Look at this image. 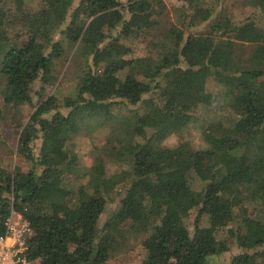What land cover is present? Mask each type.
<instances>
[{
  "label": "trees",
  "instance_id": "obj_1",
  "mask_svg": "<svg viewBox=\"0 0 264 264\" xmlns=\"http://www.w3.org/2000/svg\"><path fill=\"white\" fill-rule=\"evenodd\" d=\"M175 1L170 22L163 0H0V138L8 116L29 114L18 164L0 166V236L20 213L33 264H108L128 251L115 230L141 239V264H207L232 246L230 264H264V0L256 15L224 0ZM130 40L143 57L130 58ZM64 41L92 44L66 114L34 89L47 85ZM185 72L205 77L188 103ZM72 126L109 128L89 170L68 146Z\"/></svg>",
  "mask_w": 264,
  "mask_h": 264
},
{
  "label": "rangeland",
  "instance_id": "obj_2",
  "mask_svg": "<svg viewBox=\"0 0 264 264\" xmlns=\"http://www.w3.org/2000/svg\"><path fill=\"white\" fill-rule=\"evenodd\" d=\"M166 5V21H173V11L172 8L179 5L180 2L175 0H163ZM225 4L228 6V9L231 5H235L239 8L240 12L245 14H254L257 13V4L258 0H224ZM205 26H199L193 28L191 31L200 33L204 30ZM55 40H63L60 34L55 36ZM127 44L133 47V54L130 55V58L135 59L141 58L145 55V49L142 44L135 40H130L126 42ZM92 49L91 43H86L83 41L77 42L75 45H68L66 41L63 44V57L54 60V71L53 74L46 78L44 81L47 84L44 88L43 82H36L34 89L35 91H41L44 89V98L55 97L56 101L60 105H64L60 108V111L66 114L69 109L65 106L70 107L76 102V97L74 94L75 87L78 84V79L81 74V67L83 60L89 54ZM186 68V67H185ZM204 76L199 72H185L182 76L180 88H179V100L184 103H188L191 98H200L203 96V91L201 89L204 81ZM44 99V100H45ZM39 101V98H34V104ZM1 106V98H0ZM65 107V108H64ZM12 116V115H11ZM10 120L8 116L7 128L2 131L0 138V166L5 168L7 171H12L14 166L18 164L16 159L17 152V136L20 132L19 123H27L29 120L28 107H21L19 114L13 120ZM179 129H182L184 125ZM109 128H103L100 130H93L92 132H87L81 127L72 126L71 131L68 134V146L71 148L73 153L78 157L83 170L91 169L90 155L92 152V144L95 140L100 142L105 139L109 134ZM39 142L35 143V153L38 150ZM178 142H173L171 144L172 148L178 147ZM190 146L189 143H187ZM188 148L178 151L181 165L187 163V151ZM130 186H126V189H129ZM125 193L123 186H119L117 190L108 198L105 211L100 219V227H102L105 222L110 220L119 207L120 198ZM112 234H115V237H119L125 241L127 252L122 254H113L108 262V264H141L142 258L144 256V251L141 246V239L134 232H125L113 231ZM239 249L236 246H232L231 249L217 257H212L208 259L207 264H230V260L233 255L237 254Z\"/></svg>",
  "mask_w": 264,
  "mask_h": 264
},
{
  "label": "built area",
  "instance_id": "obj_3",
  "mask_svg": "<svg viewBox=\"0 0 264 264\" xmlns=\"http://www.w3.org/2000/svg\"><path fill=\"white\" fill-rule=\"evenodd\" d=\"M5 233L0 236V264H33L27 259L32 229L22 215L11 211L4 222Z\"/></svg>",
  "mask_w": 264,
  "mask_h": 264
}]
</instances>
